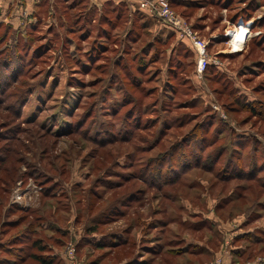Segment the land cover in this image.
<instances>
[{"label": "rangeland", "instance_id": "rangeland-1", "mask_svg": "<svg viewBox=\"0 0 264 264\" xmlns=\"http://www.w3.org/2000/svg\"><path fill=\"white\" fill-rule=\"evenodd\" d=\"M98 1L41 4L0 63V257L40 264V238L67 261L74 247L79 264H133L137 251L150 258L148 238L176 251L172 264H264V0H169L206 43L202 74L194 44L162 18ZM240 22L250 33L233 52ZM197 148L221 154L216 167ZM253 158L254 180H218L230 160ZM198 211L219 230L158 221ZM122 230L129 243L113 248ZM185 239L203 255H182Z\"/></svg>", "mask_w": 264, "mask_h": 264}, {"label": "trees", "instance_id": "trees-1", "mask_svg": "<svg viewBox=\"0 0 264 264\" xmlns=\"http://www.w3.org/2000/svg\"><path fill=\"white\" fill-rule=\"evenodd\" d=\"M42 3L41 4H43V3H46V1H41ZM122 2V1H121ZM120 3V2H119ZM171 3V2H170ZM42 6L43 5H41L40 6V9L42 8ZM39 9V11H38V13H36V16H37V20L39 19V17H40V15H41V13H42V11ZM151 18V17H150ZM152 19V18H151ZM159 22V21H158ZM33 26H34V24H33V22L32 21H29L28 19H22L21 20V24H20V26H17V28H16V30H13V31H10L11 29H10V26L9 25H5V24H3V23H0V28L1 29H3L4 28V30H5V32H3L2 33V35L4 36H2L1 35V37H0V45H2L1 47L2 48H0V54H6V56L5 57H3V58H1L0 59V63H1V61H3V60H10V59H12L11 58V56L10 55H8V54H10L11 53V51H13L16 47H17V44H18V42L20 41V39H23V36L24 37H26V33L25 32H28V30H30L31 28H33ZM3 42V43H2ZM12 47V48H11ZM8 56V57H7ZM5 67H6V69L7 68H11V66L13 65V64H11V62H5ZM18 65V64H17ZM17 67V66H16ZM17 77L19 76V75H16ZM202 129V127H198V130H201ZM203 130V129H202ZM198 149V148H197ZM200 150V152H201V157H200V159L201 160H203V161H205V162H207V163H209L210 165H211V170H212V168L215 166L216 167V164H217V160H218V158L220 157V155L219 156H213V157H211V158H209V157H207L206 156V158H207V160H204V156L206 155V153L204 152V150H201L200 148L198 149V151ZM255 157V156H254ZM7 159H8V157H3V158H1V162L2 163H5L6 161H7ZM200 160V161H201ZM179 163V162H178ZM177 163V164H178ZM197 163H199L200 165H201V162H197ZM196 163V165L194 166V168H198L200 165L199 164H197ZM259 163V162H258ZM258 163H256V160H255V158H253V160H252V163L249 165V167H247L246 169H244V168H241V166H240V164L239 163H237V162H232L231 160L227 163V165H226V167H225V169H222V171L221 172H218V174L220 173V175L219 176H221V177H219L220 179H218V180H223V181H228L229 179H232V178H236V179H245L246 181H251V180H254L255 179V175L258 173L257 172V169L259 168V167H261V164H258ZM189 167V168H188ZM187 167V169L184 171V172H186V171H188L190 168H192V166H188ZM0 170H1V168H0ZM174 171H176V170H174ZM177 171H178V168H177ZM208 171H210V170H208ZM160 171H158L157 173H159ZM184 172H181V173H179V174H176L177 175V181H180L181 179H182V175H184ZM178 173V172H177ZM241 173H244L243 175H241ZM40 173H38V175H39ZM34 175H35V173H34ZM33 175V176H34ZM158 183H160V182H158ZM166 184H169V183H164V185H166ZM174 184H176V182H174V183H172V185H174ZM157 188H159V190L162 192V187H157ZM216 207H218V206H216ZM116 211L117 212H119V210L118 209H116ZM159 222H161V225L162 226H164V225H166L167 224V222H168V225H170V223H172V222H177V223H181L182 225H184L185 227H187V229H189L190 227H192L191 228V230L193 229V227L195 226V225H197V226H201L202 224H204L205 222H204V219L202 220V221H197L196 223H190V222H182V220L181 221H179L178 220V217L176 216V218H172V219H170V220H158ZM202 222H204V223H202ZM136 223V222H135ZM202 223V224H201ZM39 227H42L41 226V224H39ZM152 227H155V226H152ZM93 231H95V228H93L92 229ZM96 232V231H95ZM123 233H124V235H123V237H120V238H114L115 236L114 235H117L116 233H114V234H112L111 235V242H109L110 243V245H112L113 246V244H112V242H113V239H114V241H115V246L114 247H118V245L120 244V246L119 247H123V246H125V245H128V243H129V240H130V238H129V236H128V234H127V232H125V231H123ZM175 239H178V238H175ZM39 240V242L37 241L36 242V247L37 248H39V251H41V253H40V255H38L35 259H37V261L40 263V264H59L58 263V261L57 260H59L58 258H57V256H56V250H54V251H51V250H49L47 253H43V252H45V251H47L48 250V248L45 246V245H43V240H41L40 238L38 239ZM142 241L144 242V240L142 239ZM183 241V240H182ZM87 243H89V244H91L92 245V247H94V248H99V247H101L102 245L101 244H99V242H87ZM182 243H184L185 244V242H182ZM81 243H77V250L81 247ZM185 247V246H184ZM162 248H163V246H162ZM162 248H160V249H158V248H153V251H155V250H157V253L161 250H163ZM54 249V248H53ZM179 251V250H178ZM76 253V252H75ZM181 253V252H180ZM192 254V253H196L194 250H189V252H187V251H185V252H182L181 254L182 255H186V254ZM174 255H176V251L175 250H168L167 251V253H166V255H165V258H164V262L165 263H168V264H172L173 263V258H174ZM23 257L24 256H21V257H19V256H15V257H13V258H15L16 259V264L17 263H19L20 262V260L21 259H23ZM169 257H170V259H169ZM76 258V257H75ZM69 260V259H68ZM69 262H70V264H73L72 262H71V260H69ZM79 264V263H78ZM136 264V263H135ZM145 264V263H144Z\"/></svg>", "mask_w": 264, "mask_h": 264}, {"label": "crops", "instance_id": "crops-1", "mask_svg": "<svg viewBox=\"0 0 264 264\" xmlns=\"http://www.w3.org/2000/svg\"><path fill=\"white\" fill-rule=\"evenodd\" d=\"M41 1H46V3L48 5H52V3H56V0H0V23L5 24L6 26L9 25L10 26V31L16 30L17 26H20L21 24V20L22 19H28L29 21H36L37 20V16L36 13H38L40 6H41ZM91 5L92 6H96L99 7L103 4V2L98 1V0H91ZM114 3H119L120 1H125V0H111ZM127 1V0H126ZM129 2V1H128ZM214 209H216V206H214ZM191 216H195L196 218H193V220H189V218L184 217L182 219V222H190L192 223H196L197 221H195L196 219L200 218V215H202V219H204V224H202L201 226H197V225H193V230L195 231H199L200 229L203 230V232L206 231H210L212 232H217L219 229L217 228V223L215 221V214L212 212H208L205 211L204 213H201L200 211L198 212H193L190 213ZM173 224H178L176 222H172ZM171 224V223H170ZM192 227L189 228V230H191ZM117 235H114V238H120L123 237L124 233L123 230L122 231H118L116 233ZM127 234L130 238L129 235V230L127 231ZM242 237V235L240 236ZM143 239V238H142ZM236 239V237H235ZM234 239V242H235ZM144 243H149V244H154L155 248H162L160 243H154V241L149 240L148 238L143 239ZM230 238H227L225 240L226 242V247ZM116 241V240H115ZM114 239L113 242L115 243ZM112 242L113 244V248H118L120 246V244L118 245V247H114L115 244ZM224 242V243H225ZM185 247H193V250L196 253H192V254H188V255H195L198 256L199 254L203 255V252H205L204 248L202 246H200L198 243L196 242H189L187 239H185ZM142 249V248H139ZM143 250V249H142ZM149 250H151V248H149ZM211 250V249H210ZM56 256L59 260L58 263L59 264H70L69 261L66 260V254L63 253V251H56ZM141 251H137L136 254L134 255V258L132 259L133 264H155L154 261H158V259L161 258V256H165L166 252H161V250L157 253V250L155 251H151L150 253H147V255H150V258H146V256L141 257L142 260L139 259V255L141 254ZM144 253V252H143ZM155 255V257H154ZM240 255V254H238ZM161 261V260H160ZM16 260L10 259V258H2L0 257V264H15ZM158 264H168V263H158ZM202 264H206V262L202 263Z\"/></svg>", "mask_w": 264, "mask_h": 264}, {"label": "built area", "instance_id": "built-area-1", "mask_svg": "<svg viewBox=\"0 0 264 264\" xmlns=\"http://www.w3.org/2000/svg\"><path fill=\"white\" fill-rule=\"evenodd\" d=\"M137 2L138 7L141 11L145 12L146 14L150 16H155L162 18L166 23H168L170 26H172L176 31V33L179 35V37L182 40H187L188 42H191L194 44L198 51V62H197V71L199 74H202L206 68L209 65V56L207 52V46L205 41L201 40L192 30L190 25L182 18L180 15L176 14L174 10L171 7L169 0H135ZM244 23L240 22L238 26L235 28L238 30ZM244 26V25H243ZM240 32V29L239 31ZM230 37V44L233 47V52L236 48L232 45V40L235 37L236 40V31L232 30ZM245 41V36H244ZM244 43V42H243ZM20 199V198H19ZM75 254V248H71L69 250V260L73 264H78L76 262V258L74 256ZM215 264H220V261L215 262Z\"/></svg>", "mask_w": 264, "mask_h": 264}, {"label": "bare ground", "instance_id": "bare-ground-1", "mask_svg": "<svg viewBox=\"0 0 264 264\" xmlns=\"http://www.w3.org/2000/svg\"><path fill=\"white\" fill-rule=\"evenodd\" d=\"M239 29H240V32H238ZM249 33H250V31H248L247 26H244V27L242 26V27L238 28V30L236 31V40H235V37L232 40V45L236 48L234 51L243 50V48L247 42V38H248ZM244 36H245V41L243 39Z\"/></svg>", "mask_w": 264, "mask_h": 264}]
</instances>
